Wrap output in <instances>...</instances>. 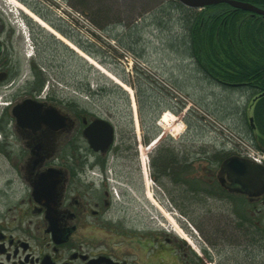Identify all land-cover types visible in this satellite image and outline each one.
<instances>
[{"label": "flooded vegetation", "instance_id": "flooded-vegetation-1", "mask_svg": "<svg viewBox=\"0 0 264 264\" xmlns=\"http://www.w3.org/2000/svg\"><path fill=\"white\" fill-rule=\"evenodd\" d=\"M238 1L264 9L262 2ZM223 5L227 10L221 16L216 9ZM202 13L219 19L218 34L220 30L231 34V48L243 42L242 33L253 31L251 21L255 22L254 36L264 55V39L258 36L264 30V15L228 3L213 4ZM18 36L8 20L0 18V264L233 262L217 241L242 249L247 256L243 262H264L263 169L247 166L237 173L222 165L231 152H222V160L211 158L209 151L199 153L197 159L205 160L203 166L210 171L198 179L222 204H231L232 220L211 242L216 253L200 244L194 254L168 229L155 233L154 227L132 224L131 206L136 214L152 216L154 196L168 209L169 201L180 203L179 207L186 202L188 154L174 160L165 147L155 163V146L147 172L139 145L126 146L125 133H119L111 112L90 109L81 103L86 100L44 94L41 69L21 64L15 45ZM243 44L248 47L246 56L251 55ZM254 92L249 91L248 99L256 111L264 102V90ZM43 113L54 117L44 122L49 117ZM135 126L139 130L138 120ZM172 162L180 166L177 177L184 188L178 199L171 198L167 185Z\"/></svg>", "mask_w": 264, "mask_h": 264}, {"label": "rangeland", "instance_id": "rangeland-1", "mask_svg": "<svg viewBox=\"0 0 264 264\" xmlns=\"http://www.w3.org/2000/svg\"><path fill=\"white\" fill-rule=\"evenodd\" d=\"M18 1L30 9L38 10L53 25L69 34L71 39L68 38V40L104 66L120 81L128 84L134 92L133 99L132 93L125 90L122 84L116 83L94 67L88 59L69 47L63 39L61 41L38 24L11 0L10 2L0 0V18L8 20V23L19 32L15 45L16 50L21 52L22 66L28 68L36 63L39 65L45 81L43 90L49 92V97L86 100L87 102L81 103L90 109H98L103 113L111 112L119 133H125L126 146H133L135 142L140 145L139 153L147 172L150 154L144 151L154 139L159 140L155 148L157 149L155 163L159 161L157 158L162 157L160 155L165 147L169 149L166 152L171 153L169 155L174 160H177L179 154L183 152L188 154L186 202L179 207L180 203L169 201L170 209H168L165 203L160 202L155 196L154 198L163 207L162 209L177 213L174 216L176 222L191 236V239L181 236L172 222L153 202L152 216L136 214L131 206L129 221L138 226L154 227L155 233L160 230H170L171 234L185 240L194 254H197L196 249L200 247V244L216 253L211 242L219 239L217 233L219 228L227 227L229 220H232L231 204L229 202L222 204L220 197L215 198L211 195L207 184L198 182L200 181L198 176L200 178L206 176L210 170L204 167L205 160L197 158L199 153L209 151L210 154L207 155L211 158L217 157L216 159L222 160L224 158L222 152H229L227 148L229 149L231 142H226L224 130L216 129L212 123H205L203 112H208L229 127V130L238 133V124L245 125L243 104L249 102L250 94L239 89H227L220 86L217 80L206 78L205 70L202 71L193 60L190 48L192 38L185 22L180 19L181 9L173 8L171 0ZM10 9L23 16L25 24L28 22V25H17ZM59 9L66 12L69 17L59 13ZM226 10V5H223L218 7L216 12L223 16ZM194 11V15L197 14L199 18L202 10L196 8ZM187 13L192 15L189 10ZM83 20L89 21V24L85 25ZM25 28L30 30L32 46L26 43L22 35V29ZM260 34L261 32L258 33L259 37ZM254 43L255 49H251V55L248 57L254 58L261 55L264 58L262 45H259V41ZM31 47H33V56L28 57L25 52H28ZM122 49L139 56L148 66H152L157 74L182 92H186L192 100L190 109L184 113L177 108L169 90L156 86L151 78L146 79L142 72H137L139 69L136 68V63L140 62L122 59L120 56ZM205 56L202 49L203 60L206 59ZM129 64L134 65L133 72ZM222 67L226 68L225 65ZM165 111H173L180 117L172 122L169 129L174 128L180 120H184L187 127L183 133L175 135L162 126L160 120ZM136 116L139 130L135 126ZM237 118L243 120V123H240L241 120ZM170 166L173 173L171 179L167 180L168 191L171 198L178 199L180 190L184 189L177 177L180 166L178 162H172ZM148 180L150 183L149 178ZM192 185L197 190L193 189L195 187ZM204 190L209 192L206 193ZM174 208L176 210H173ZM180 215H183L184 226L183 220L179 218ZM216 243H220L223 251L229 253L230 259H233V262H217L219 264H264V262H243L241 259L247 256L242 249H231L221 241ZM172 263L176 264L173 261ZM210 263L216 262H204V264Z\"/></svg>", "mask_w": 264, "mask_h": 264}, {"label": "bare ground", "instance_id": "bare-ground-1", "mask_svg": "<svg viewBox=\"0 0 264 264\" xmlns=\"http://www.w3.org/2000/svg\"><path fill=\"white\" fill-rule=\"evenodd\" d=\"M11 1L13 3H15V5L17 7L22 9L25 12V14L29 15L35 21H37L38 24L42 25L43 27L47 28L48 30L52 31L53 33H56V36H58L59 38H62L64 41L67 42V44L72 46V48L76 49L78 53L85 56V58L89 59L92 64H95L97 66V68L99 70H101L103 73H105L108 77L115 80L117 83L122 84V86H123V88H125V90L132 93V97L134 99L133 89L128 84L120 81L118 78H116L114 75H112L109 71H107L104 68V66L99 64L95 59L90 57L85 52L81 51L74 43H72L70 40H68V38L64 37L60 32H58L57 30L52 28L50 25H48L42 18H40L29 7H27L26 5H24L23 3H21L18 0H11ZM179 3L181 4L180 1H179ZM171 5L175 9L180 8V6H178L177 3L172 2ZM190 44H191L190 48H191L193 60L196 63V66H199L202 71L205 70L206 78L215 79V80H217L218 84L222 87H225V88L231 89V90H238L239 89V90H242L243 92H246V94H248L250 90L252 92L255 91L254 93H258V92H261L262 90H264V85L260 81L256 83V79H258L260 76L264 75V61H263V64L261 65V68L260 67L258 68V69H260V71H255V70L253 71L254 77H252V78L244 77L245 76L244 74H243V76L240 75L238 77L237 76H231L230 77L228 74H226L224 67H222L226 62L225 60L218 59V60L213 61L212 64H208L205 60L202 59V50L200 48L201 46H199L198 44H196V45L192 44L191 42H190ZM120 51H121L120 56H122V59H127V60L130 59V62H134V60H137L138 62H140V63H136L137 64L136 68L139 69V70H137V72H142L146 79L147 78L149 79L151 77L152 71H154V73L157 74L156 70L154 68H152V66H150V65L148 66L145 61H142V59L139 56L132 54L131 51H127L125 49H122ZM230 62L232 64H235V60H233V59ZM235 66L239 67V65H235ZM129 67H130V70L133 72V70L135 68L134 65L129 64ZM254 69H257V68H254ZM229 71L232 73L236 72L234 69H231ZM157 75L160 76L159 74H157ZM160 77H162V76H160ZM217 78L221 79L223 82L219 81ZM153 82H155L156 86H158V87L166 88L167 82H164L161 79H157L156 81H153ZM255 84H257L258 86L253 87ZM170 87L171 88H170L169 93H170V96H171L173 102L176 104L177 108H179L180 110H183L185 113V111H188V109H190V106L192 105L191 98L186 94V92H182L181 90H180V93L177 94L179 89L177 87H174L173 84H171ZM260 89H262V90H260ZM262 105L263 106H261V107H263V110H264V102ZM243 106H244L243 107L244 108L243 114L245 117V119H243V120L245 122V125L244 124L243 125L238 124V127H239L238 133H236L235 131H233L231 129L229 130V127H227L226 125H224L223 123L218 121L216 118H214L208 112L204 111L203 117H204L206 124L212 123L216 127V129L224 130L226 132V135H225L227 137L226 142L227 141L231 142L229 149L227 148V150L229 152H231V155H230L231 157L236 156L237 158L241 159V161L249 163L248 166L258 164L264 170V161H263L264 160V134H263L264 132L262 133L259 130L260 123L261 122L264 123V114L262 115V118L258 117V119H257L256 114H257L258 109H259L258 107L256 108V111H255V109H254L255 106L250 102L244 103ZM178 118H180V117L178 115L176 116V114L173 111H165L163 117L160 120V123L162 124V126L164 128L169 129L172 126L171 125L172 122L178 120ZM237 120H239V119L237 118ZM243 120H241L240 123H243ZM186 127H187V125L184 122V120L182 119L179 121V123H176V126L174 128L169 129L168 132L174 133L175 135H179L180 133L184 132ZM254 134H257L258 138H256L254 136ZM257 139H261L262 142L258 143L256 141ZM153 143L155 144V142H153ZM153 143H152V145H153ZM258 145L261 146L262 148L258 147ZM147 151H148V149H146L144 152L147 153ZM257 154L261 155V157L259 159L255 158ZM252 168H256V167L253 166ZM150 199H152L153 203L161 210L163 215L167 219H169V221L172 222L176 231L181 236H183L184 238L190 240L191 236L181 229V227L176 222L174 215L171 212H169L168 210L162 209L163 207L157 202V200L155 198H150ZM210 264H214V263H210Z\"/></svg>", "mask_w": 264, "mask_h": 264}, {"label": "trees", "instance_id": "trees-1", "mask_svg": "<svg viewBox=\"0 0 264 264\" xmlns=\"http://www.w3.org/2000/svg\"><path fill=\"white\" fill-rule=\"evenodd\" d=\"M252 2L256 3H264V0H251ZM171 2L177 3L178 6H182L178 0H171ZM185 6H182L181 8H176L177 10L181 9L180 12V19L185 22V25L187 26V29L190 31V37L192 38L191 43L192 44H198L201 46V50L203 49V52H205V60L207 63L212 64L213 61L215 60H225V72L228 74L230 77L231 76H240L243 74L245 75L244 77H249L252 78L254 77L253 71H260L258 69L259 67L261 68V65L263 64L264 58L259 55L258 57H248L246 56L247 48H243L244 46L243 42L249 46V49H255L254 48V41H256V36H254V32L256 29V23L251 21V29L253 31H245L242 33L243 36V42L241 44H236L235 48H231V46L228 43L229 36L231 37V34L225 33V30H220V33L218 34V26L220 24L219 19L215 18V16L208 14V13H200V17L198 18L197 14L194 15V9L192 8H187ZM184 8V9H182ZM36 13H38L43 19H45L47 22H49L53 27H55L57 30H59L61 33H63L66 37L71 39V36L67 33H65L63 30L60 28H57L53 23L48 21L47 18H45L38 10L33 9ZM190 11L192 15H189L187 11ZM226 12V11H224ZM187 13V14H186ZM203 22V23H202ZM253 23V24H252ZM246 27V25H245ZM258 30H261V27L258 28ZM260 36L262 39H264V30H262ZM229 35V36H228ZM247 35V38H246ZM246 38V40H245ZM76 43V42H75ZM83 48L82 46H80ZM243 49H244V57L242 58L243 54ZM263 54V53H262ZM250 56V55H249ZM235 60V64H232L230 61ZM239 65V67L235 66ZM257 68V69H254ZM234 69L236 72L232 73L229 70ZM261 82L264 85V75L260 76L258 79H256L257 82ZM44 79H43V84H44ZM262 104L258 106V112H257V119L262 118V115L264 114ZM261 120V119H260ZM261 128V129H260ZM259 130L263 133L264 132V123L261 122L259 126ZM264 134V133H263ZM258 147H261L258 145ZM262 148V147H261ZM200 182V181H198ZM192 187H195L192 185ZM197 190V188H193ZM205 191V190H204Z\"/></svg>", "mask_w": 264, "mask_h": 264}, {"label": "water", "instance_id": "water-1", "mask_svg": "<svg viewBox=\"0 0 264 264\" xmlns=\"http://www.w3.org/2000/svg\"><path fill=\"white\" fill-rule=\"evenodd\" d=\"M181 3H183L184 5L190 6V7H195V8H201V7H205L208 5H213L219 2H228V4H231L232 6L235 5V7H239L245 10H251L254 11L255 13H260V14H264V9L252 4V3H247V2H243V1H238V0H179ZM1 52H2V44L0 42V56H1ZM44 116H51V114H47V113H43ZM53 115L56 118L57 112L55 111V109H53ZM53 116V117H54ZM53 117H49L47 119L44 120L45 121H51ZM111 131V130H110ZM87 135L90 138V142L92 144V146L97 147L93 141V139L91 138V135L89 134V131L87 132ZM249 163H246L244 161H240L239 158H237L236 156H232L230 158H228L227 160H225V162L222 164L223 166H230L232 167L234 170L237 171V173L239 172H243L245 168H247ZM256 167L261 169L262 167L258 164H254L251 165L250 167ZM263 169V168H262Z\"/></svg>", "mask_w": 264, "mask_h": 264}, {"label": "built area", "instance_id": "built-area-1", "mask_svg": "<svg viewBox=\"0 0 264 264\" xmlns=\"http://www.w3.org/2000/svg\"><path fill=\"white\" fill-rule=\"evenodd\" d=\"M151 73H152V72H151ZM158 79H160V78H158ZM161 80H162V79H161ZM162 81H163V80H162ZM166 85L169 86L168 84H166ZM169 87H170V86H169ZM170 88H171V87H170ZM260 157H261V155L257 154L255 158H256V159H259ZM263 161H264V160H263Z\"/></svg>", "mask_w": 264, "mask_h": 264}, {"label": "clouds", "instance_id": "clouds-1", "mask_svg": "<svg viewBox=\"0 0 264 264\" xmlns=\"http://www.w3.org/2000/svg\"><path fill=\"white\" fill-rule=\"evenodd\" d=\"M91 159V158H90ZM97 186H98V182H97Z\"/></svg>", "mask_w": 264, "mask_h": 264}]
</instances>
